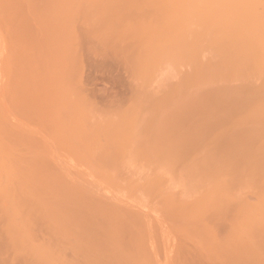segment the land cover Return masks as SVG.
Wrapping results in <instances>:
<instances>
[{
    "label": "rangeland",
    "instance_id": "1",
    "mask_svg": "<svg viewBox=\"0 0 264 264\" xmlns=\"http://www.w3.org/2000/svg\"><path fill=\"white\" fill-rule=\"evenodd\" d=\"M31 1V9L59 17L61 26L53 27L56 37L46 40L43 57L24 66L20 88L28 94L21 102L20 125L42 130L51 125L49 117L63 114L52 126L66 124L81 140L76 153L66 159L61 153L63 166L77 159L90 168L130 172L136 181L164 172L162 178L175 183L181 170H194L189 145L202 129L218 130L215 121L231 116L235 121L264 101V0ZM32 29L29 41L37 46L39 32L34 24ZM201 111L209 112L202 115L206 119H199ZM157 132L167 146L131 150L139 139H163ZM98 137L109 140L105 148ZM25 156L21 171L33 172L34 187L45 190L46 180L52 181L49 170L58 167H53L55 157L41 150ZM9 160L16 164L15 157ZM14 168L0 165V264H13L24 252L47 244L46 206L17 196L7 199ZM205 177L188 180L184 191L196 201L195 209L209 195L202 191ZM208 179L213 181V174ZM137 193L142 208L158 215L161 207L152 193ZM198 195L205 199L198 203ZM228 217L235 219V210ZM190 222L193 235L211 226L207 215L196 211L179 224ZM179 224L178 247H193L194 236L180 232Z\"/></svg>",
    "mask_w": 264,
    "mask_h": 264
},
{
    "label": "bare ground",
    "instance_id": "2",
    "mask_svg": "<svg viewBox=\"0 0 264 264\" xmlns=\"http://www.w3.org/2000/svg\"><path fill=\"white\" fill-rule=\"evenodd\" d=\"M31 2L0 0V158L6 157L0 165H16L7 199L17 196L25 203L46 206L42 211L47 212L43 227L47 244L30 254L24 252L13 264H264V101L235 121L233 116L215 121L218 130L202 129L189 145L194 170L190 174L181 170L175 183L162 178L164 172L143 181L138 176L136 181L130 172L90 168L77 159L63 166L61 153H66V159L77 152L76 141H81L67 131L66 124L52 126L63 114H55L52 121L49 117L51 125L42 130L20 125L21 102L28 94L20 88L24 66L43 57L46 40L56 37L53 27L61 26L59 17L53 20L50 12L31 9ZM33 24L39 32L37 46L28 37L35 34ZM208 114L201 111L199 119ZM162 138L136 139L131 150L146 153L151 145L161 149L168 143ZM96 141L105 148L109 140L98 137ZM29 150L46 151L56 159L53 167H58L49 170L52 181L46 180L45 190L36 189L33 172L21 171V158ZM11 156L16 164L9 160ZM204 175L207 184L202 191L209 195L202 204L199 200L205 197L198 195L195 209L196 201L184 191L188 180ZM221 189L223 200L217 202ZM140 190L152 193L160 204L158 215L142 208L145 203L136 194ZM233 210L235 219L228 217ZM195 211L197 216L207 215L211 223L205 224L207 232L193 235L191 222L179 224ZM177 224L180 232L188 230L194 236L193 247H178Z\"/></svg>",
    "mask_w": 264,
    "mask_h": 264
}]
</instances>
